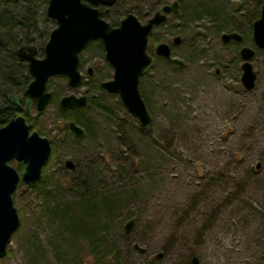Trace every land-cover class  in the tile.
<instances>
[{"label":"rangeland","instance_id":"1","mask_svg":"<svg viewBox=\"0 0 264 264\" xmlns=\"http://www.w3.org/2000/svg\"><path fill=\"white\" fill-rule=\"evenodd\" d=\"M173 1L120 0L116 9H128L145 23ZM263 5L264 0L181 1L179 13L155 28L148 48L154 60L139 84L152 117L148 127L140 126L119 95L101 88L114 70L97 42L80 54L81 85L51 78L49 104L38 111L33 102L27 123L52 145L42 171L46 187L57 202L70 204L71 221H78L79 208L67 189L73 178L95 174L99 199L89 222L119 248L123 264H192V254L200 264H264V50L251 42L222 40L224 32L250 34ZM5 6L16 18L28 15L27 0H0V13ZM47 6L32 9L37 12L36 31L0 22L2 41L10 42L8 35L35 38L38 56L43 57L40 41L56 26L46 14ZM201 7L209 11L203 14ZM176 36L181 37L178 44ZM160 42L171 44L183 66L156 55ZM244 45L256 49L251 62L257 81L251 90L241 81ZM90 67L96 71L92 79ZM7 86L0 78V96ZM22 93L16 95L21 98ZM71 93L88 97L80 116L90 130L79 124L86 135L81 138L65 130L68 120L60 114L61 97ZM67 159L74 161L73 170L66 167ZM9 163L21 174L25 170L22 162ZM29 186L19 182L13 193L21 224L0 264H77V258L82 264H96L86 233L81 238L72 234L54 203L48 214ZM132 218L134 227L126 236L124 226Z\"/></svg>","mask_w":264,"mask_h":264},{"label":"water","instance_id":"2","mask_svg":"<svg viewBox=\"0 0 264 264\" xmlns=\"http://www.w3.org/2000/svg\"><path fill=\"white\" fill-rule=\"evenodd\" d=\"M117 0H49L46 14L55 20L56 26L50 31L44 47V56L39 57L35 45L21 46L19 55L28 63L33 77L27 88L29 99L25 104L24 114H19L6 125L0 126V258L7 254L13 234L18 230L21 219L14 204L13 193L19 182L36 184L42 178L44 166L50 159L52 145L48 138L38 131H31L26 116L31 114L33 102L38 111L49 104L52 93L48 89L51 78L63 77L70 86L82 84L84 76L80 69V54L94 40H100L105 50V57L114 70L112 79L103 81L101 87L119 95L125 107L139 121L141 127H148L152 117L140 93L141 76L150 68L154 57L149 53L150 36L156 27L167 22L169 15L179 13V2L165 4L156 11L145 23L141 22L133 12H128L118 23L113 25L102 16L98 5L112 6ZM253 40L255 47L264 50V5L261 15L253 22ZM225 43L236 41L242 43L244 37L237 31L224 32ZM175 44L181 37L173 39ZM255 47L244 45L240 49L242 63L241 81L243 86L251 90L255 87L257 73L251 60L256 55ZM156 55L165 58L172 64L183 66L184 61L173 56L171 44L160 42L155 47ZM93 74V69H88ZM9 100L19 104L17 95H9ZM88 104L86 95L67 94L61 97V108H84ZM70 131L76 138L85 134L82 126L74 120L68 123ZM32 132V133H31ZM16 160L25 164L21 174L9 162ZM65 165L73 170L75 163L67 159ZM135 219H130L124 226V233L129 236L134 227ZM138 251L145 248L138 243L133 244ZM159 253L157 257H162ZM192 264H200V258L194 254Z\"/></svg>","mask_w":264,"mask_h":264},{"label":"trees","instance_id":"3","mask_svg":"<svg viewBox=\"0 0 264 264\" xmlns=\"http://www.w3.org/2000/svg\"><path fill=\"white\" fill-rule=\"evenodd\" d=\"M13 1V0H11ZM182 2H188V0H181ZM180 1V2H181ZM196 1V0H195ZM120 0H117L115 4L111 7H101L102 10V16L106 18L108 21H110L113 25H118L120 20L123 18V15L129 12L128 9L124 11H120L119 9H116V6H118ZM28 8L26 11L28 12V15L26 16H20L16 18V16L12 15L9 11V7L5 6L4 9L0 13V19L1 23H3V26L12 25L13 29H20L23 32L25 30H34L36 31L38 29L37 25V18L36 14L37 12L32 11V9H38L41 6H47L49 3V0H27ZM203 2L199 3L203 6ZM203 11L207 13L209 10L208 8L201 7ZM197 11V12H198ZM202 13V12H201ZM261 12H258L257 18L260 17ZM256 18V19H257ZM47 20V19H46ZM48 21H50L48 19ZM51 22V21H50ZM229 30H233V25H229ZM252 30H253V24H251L250 27V34L246 33L244 37V41L251 42L254 44V40L252 37ZM3 37V33H1ZM49 36V32H45L44 38L41 40V37L39 36L40 42L43 44L40 48V53L44 54V46L47 42ZM10 42L2 41V38H0V78H3L4 82L8 84L7 88L2 90L1 93V100H0V126L6 125L11 119L15 118L20 113L24 112L25 104L27 100L29 99V95L27 93V87L30 83L31 75L28 70V63L26 60L19 55V48L21 46L26 45H35L37 42V39L35 38H28L27 40H23L20 38H15L14 36L7 37ZM97 42L100 47H103V44L100 41H92ZM90 42L89 44H91ZM88 44V45H89ZM37 46V45H35ZM38 48V47H37ZM39 53V50H38ZM22 75V77H21ZM24 77V79H23ZM96 77V71L95 74L90 77L91 79ZM102 83V82H101ZM101 86V84H100ZM102 88V87H101ZM18 91H22L23 95L21 98H19L20 103L15 104L12 101L9 100V95H16ZM60 114L62 119L68 120V123L72 120H74L77 124L83 125L86 128V131L90 130V126L87 123V121H82L80 116V111H82V108L78 107H71V108H59ZM27 118V116H26ZM31 119V118H30ZM68 123L65 126V130L69 132ZM42 132H45L44 130ZM85 135V134H84ZM86 136V135H85ZM47 174L43 173V176L40 181H38L36 184H32L29 187L35 192L37 197L41 200V202L44 204L47 213L50 212L47 210V208L50 207L54 203L55 211L57 213H60L59 215L62 218H65L69 221V226L71 228L72 234H75L76 236L80 235L79 238L82 237L83 233H86L89 240H86L89 246V252L90 256L94 259V262L96 264H123L121 262L119 257V248L114 247L113 244H108L106 242V237L104 234L100 233L98 228H93L90 225V219L93 215H95V210L97 207V200L99 199L98 196V186L97 176L91 173H86L84 175H80L79 177L73 178V181L71 183V186L68 187L67 190H70V194L72 195V198L74 200V205L79 208L80 218L78 221L72 220L69 216V210H70V204L69 205H62L59 202H57L50 190H48L47 186ZM64 186H66L64 184ZM64 186L60 187L65 188ZM111 205V200H107ZM107 202V203H108ZM20 215V214H19ZM87 220V221H86ZM89 232V234L87 233ZM134 244V243H133ZM194 254H192L193 257ZM93 262V260L91 261ZM77 264H82V261L77 258Z\"/></svg>","mask_w":264,"mask_h":264},{"label":"flooded vegetation","instance_id":"4","mask_svg":"<svg viewBox=\"0 0 264 264\" xmlns=\"http://www.w3.org/2000/svg\"><path fill=\"white\" fill-rule=\"evenodd\" d=\"M85 1H88V0H85ZM177 1V0H176ZM174 2V1H173ZM179 2V1H178ZM114 5V4H113ZM112 5V6H113ZM99 6V8L101 9V7H111V6H104V5H98ZM159 10H161V9H159ZM179 10H180V2H179ZM102 11V10H101ZM158 11V10H157ZM106 19V18H105ZM94 41H100V40H94ZM92 42V41H91ZM101 42V41H100ZM102 43V42H101ZM26 46H28V45H26ZM88 46V45H87ZM86 46V47H87ZM38 55V54H37ZM80 59H81V56H80ZM84 65V63L82 62V60H81V64H80V69H81V67ZM89 69V68H88ZM93 69V68H92ZM81 72H82V70H81ZM83 73V72H82ZM87 73H88V70H87ZM95 74V69H93V74L92 75H89V77H92L93 75ZM83 76H84V74H83ZM19 103H20V101H19Z\"/></svg>","mask_w":264,"mask_h":264}]
</instances>
